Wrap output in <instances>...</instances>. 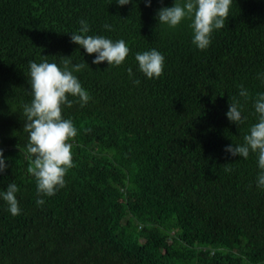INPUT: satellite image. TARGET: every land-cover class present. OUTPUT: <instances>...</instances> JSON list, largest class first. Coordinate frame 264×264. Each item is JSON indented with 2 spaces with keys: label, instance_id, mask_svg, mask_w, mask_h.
I'll list each match as a JSON object with an SVG mask.
<instances>
[{
  "label": "trees",
  "instance_id": "16d2710c",
  "mask_svg": "<svg viewBox=\"0 0 264 264\" xmlns=\"http://www.w3.org/2000/svg\"><path fill=\"white\" fill-rule=\"evenodd\" d=\"M173 4L0 0V149L8 165L0 192L15 183L21 209L11 215L0 197V264H264L258 156L224 151L243 143L258 122L264 0H233L226 26L206 50L192 43L189 20L175 28L158 23L157 11ZM82 19L88 35L128 44L120 66L92 64L96 54L70 41ZM151 49L165 57L158 79L147 78L135 60ZM42 55L61 67L63 57L85 62L73 74L91 97L81 107L69 96L76 102L63 109L77 129L70 141L75 167L51 197L37 195L23 130V104L32 99L29 62ZM233 97L247 117L239 126L226 117Z\"/></svg>",
  "mask_w": 264,
  "mask_h": 264
},
{
  "label": "clouds",
  "instance_id": "9594fccd",
  "mask_svg": "<svg viewBox=\"0 0 264 264\" xmlns=\"http://www.w3.org/2000/svg\"><path fill=\"white\" fill-rule=\"evenodd\" d=\"M115 2L119 6H124L133 0ZM160 2L162 3V0ZM144 3L149 7L151 0H144ZM232 4L233 0H185L183 4L174 0L173 6L161 7L156 17L158 23L170 28L189 20V27L193 31L192 43L199 50H206L211 44L213 32L226 26ZM79 24V34L75 32L70 34V41L82 47L86 54H96L92 64L98 65L106 61L108 66L117 67L126 60L131 49L123 39L113 41L102 35H88L90 27L87 21L82 19ZM104 28L112 30L109 24H105ZM69 57H63L62 67L48 62L47 56L43 55L42 62H29L32 99L30 103L23 104V114L26 117L23 130L29 134L26 158L30 164L27 171L36 180L38 196H54L66 186L65 177L68 171L75 167L73 145L70 141L77 136V129L71 119L63 117L64 107L71 108L76 102L69 99V96L78 97L81 107L91 99L90 94L73 74L84 69L86 63L73 65ZM135 60L138 62L140 72L147 78L158 79L163 76L165 57L156 49L137 52ZM126 71L129 77L133 76L130 67ZM139 83L138 79L133 80L134 85ZM238 88L239 97L247 102L250 97L249 91L242 84L238 85ZM253 107L258 114V122L251 125L249 134L243 137V143L228 145L224 151L231 157L238 156L244 159H247L250 153L257 154L258 168L261 170L257 177V187L264 188V93L257 94ZM242 112L243 105L240 100L233 97L226 112L227 119L239 126L247 120ZM88 131L90 129H85V132ZM7 167L3 149H0V174H3ZM225 171L231 172L232 169L226 167ZM18 191V186L11 183L6 191L0 192V197L7 203L8 210L13 216L21 212L16 198ZM44 203V199L36 200L38 206Z\"/></svg>",
  "mask_w": 264,
  "mask_h": 264
}]
</instances>
